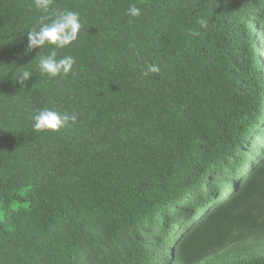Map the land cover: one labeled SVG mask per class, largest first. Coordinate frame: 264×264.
<instances>
[{"label": "trees", "instance_id": "trees-1", "mask_svg": "<svg viewBox=\"0 0 264 264\" xmlns=\"http://www.w3.org/2000/svg\"><path fill=\"white\" fill-rule=\"evenodd\" d=\"M142 1L53 0L48 15L77 11L82 28L58 50L75 59L71 72L49 79L35 69L49 49L27 50L42 13L33 0H0V264H134L159 241L126 225L188 194L184 168L264 139L261 44L248 28L256 18L264 29V0H176L163 18ZM133 3L139 17L127 15ZM152 63L160 72L142 75ZM26 69L33 76L18 82ZM45 107L77 120L37 132L32 116ZM158 139L166 154L140 148ZM244 163L229 153L215 174ZM111 245L118 255L105 262ZM167 264H264V167L185 231Z\"/></svg>", "mask_w": 264, "mask_h": 264}, {"label": "clouds", "instance_id": "clouds-1", "mask_svg": "<svg viewBox=\"0 0 264 264\" xmlns=\"http://www.w3.org/2000/svg\"><path fill=\"white\" fill-rule=\"evenodd\" d=\"M152 15L159 18L166 17L174 12H179V3L176 0H151L142 1ZM53 0H33L34 8L41 12L37 23L27 31V50L48 48L47 54L39 56L36 60L35 69L41 76L49 79L69 74L76 63L72 56H61L58 58V50L65 49L78 39L82 24L80 14L77 11L65 9L63 11L48 15ZM142 9L136 4H130L127 15L139 17ZM201 29L207 27V21H199ZM251 37H255L260 52L253 50L257 57L258 70L264 74V29L256 18H251L248 24ZM192 36L199 35L198 32H190ZM159 65L145 64L141 68V74L147 76L149 73H159ZM31 70H23L18 75V82L27 81L32 77ZM75 75H72V78ZM99 116L85 122L93 130L98 123H103ZM33 128L37 132L59 131L69 122L75 123L76 113H60L47 107L37 109L33 116ZM100 120V121H99ZM264 121V120H263ZM110 122H105V125ZM170 144L158 139L148 144H142V149L152 152L156 156L166 154ZM138 147V146H137ZM234 153L245 159L242 171H223L216 176V169L220 161L229 154ZM264 167V139L249 135L226 153H217L205 161L195 170L190 167L184 168L182 175L188 178L192 190L171 204L168 211H151L145 213L136 222H129L128 232L142 235L152 242L158 240L159 244L151 254H141L134 264H167L173 256L179 254L182 235L205 218L211 216L217 209L227 204L238 195L246 184ZM252 170V172H249ZM206 175L212 177L206 178ZM203 197H201V195ZM195 199H198L195 201ZM216 204V205H214ZM178 205V206H176ZM205 209V210H204ZM174 210L175 212H173ZM118 255L113 245L109 246V252L104 259L108 262L112 257Z\"/></svg>", "mask_w": 264, "mask_h": 264}, {"label": "bare ground", "instance_id": "bare-ground-1", "mask_svg": "<svg viewBox=\"0 0 264 264\" xmlns=\"http://www.w3.org/2000/svg\"><path fill=\"white\" fill-rule=\"evenodd\" d=\"M214 205H216V204H214ZM205 210V209H204Z\"/></svg>", "mask_w": 264, "mask_h": 264}]
</instances>
